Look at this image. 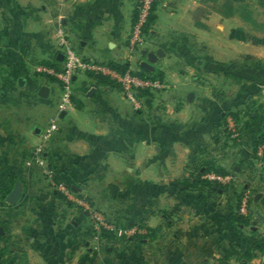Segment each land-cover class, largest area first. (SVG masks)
<instances>
[{
    "label": "crops",
    "instance_id": "obj_1",
    "mask_svg": "<svg viewBox=\"0 0 264 264\" xmlns=\"http://www.w3.org/2000/svg\"><path fill=\"white\" fill-rule=\"evenodd\" d=\"M226 1L156 0L145 44L131 54L127 38L135 0H0V158L20 172L16 183L22 185L16 204L4 200L0 205V264H89L97 256L95 238L86 236V215L54 203L47 185L20 160L31 157L57 115L60 85L39 75V68L61 69L60 27L80 57L126 63L132 72L143 71L142 51H161L152 73L161 74L164 87L141 95V108L134 111L116 87L78 74L72 98L80 106L73 105L62 118L59 114L58 131L45 145L47 164L49 154L68 165L81 187L75 192L90 189L119 228L127 218L131 229L140 221L139 233L155 229L159 235L176 228L170 242L178 256L175 264H196V257L208 264L211 258L192 242L210 240L221 226L225 246L256 244L260 231L255 226L220 224L231 212L225 192L180 195L175 186L199 157L234 171L241 169L234 163L256 162L252 142L264 120V21L243 1L226 14ZM243 8L253 22L243 18ZM41 87L48 88L47 98L39 96ZM248 102H254L260 118L240 130L244 119L236 123L226 114ZM226 132L235 138L232 147ZM185 215L193 221L183 231L178 228ZM178 233L191 243L180 244ZM6 246L10 255L2 252ZM186 249L191 252L184 255ZM251 253L250 260L236 258L230 264H264L263 246Z\"/></svg>",
    "mask_w": 264,
    "mask_h": 264
},
{
    "label": "rangeland",
    "instance_id": "obj_2",
    "mask_svg": "<svg viewBox=\"0 0 264 264\" xmlns=\"http://www.w3.org/2000/svg\"><path fill=\"white\" fill-rule=\"evenodd\" d=\"M241 1L253 5L255 7L254 9L255 17L260 21H264V0H241ZM39 75H43L45 78L50 77L45 73H41V72L39 73ZM19 112L22 113L24 111L21 108ZM227 135L225 137L229 138V136ZM233 139L235 138L230 137L227 140L228 145L231 147L234 144L231 141ZM215 147L218 148V144ZM216 152H219V150ZM30 153H32V150ZM253 158L254 160H256L255 164L252 163L248 166L241 163L238 164L234 163L236 168L238 166L241 167L240 170L237 168L234 171L232 167L224 169V171H226V174L232 175L235 179L233 182L229 184L230 186L229 185L225 186L227 188H225L226 195L224 201L227 198L226 201L231 211L234 210L236 213H238L241 197L245 193L249 195L247 214L244 217L245 218L250 217L248 218L249 226L250 225L255 226L260 231V234L256 238V242L264 243V167L262 166L261 162H259V159H257L254 156ZM29 159L30 157L27 159L26 157L21 156L20 160L23 164V167L31 168L32 170H34L36 176L47 185V194L50 196L52 200L53 199L56 200V202L54 203L57 204L60 203L65 207L66 206L74 207L75 210H77L81 214L86 215V221H85L86 229H87L86 236L90 238H95V241H93V245L95 246L97 252L96 253L97 256L95 257V259H92L91 263L89 264H175L176 263L174 261L176 260V256H177L176 249L175 246L171 245L170 243L172 239V234H174L176 228H174L175 230H172L170 232H165L164 234L157 235V237L151 241L149 238H147L148 237L147 232L141 230V232L139 233V225H138L140 222L139 220H137L136 224L132 226L134 228L131 229V227H129V225L127 224V222L131 219L129 218L124 219L121 222L122 224L118 225L121 227L119 228L117 227L118 222L117 221L115 222V219L112 218L111 214L96 204V199H95L96 196L93 192H91L90 189L83 188L84 191L77 194L75 192V188H72L71 190L68 188L70 190L71 198H66L57 190L58 184L54 183V181L52 180L53 177L52 170L48 168L51 171L49 178L47 177L46 174L42 173L41 169H38L35 166H27L26 163L27 161H29ZM1 160L2 158H0V185H1L0 205L4 203V198L7 194V190L10 187H12V184L15 181H17V179L20 180V177H18L17 175L18 173L20 174V172H18L19 170L17 171L18 173L16 174L15 173L16 170H13L11 168V165H9L8 163L4 165L1 163ZM19 164H16V166H18ZM45 165H48L47 162ZM5 167L7 168L5 169ZM59 195H62L63 199L65 200L59 198L60 197ZM256 195H260L259 197H263V199L260 200V198H258ZM255 197L258 198L256 201L253 200ZM68 203H71V205L69 206ZM51 204H53V202H51ZM60 211L58 212L60 213ZM94 212H96L100 217H102L100 219H102L104 223H111L110 225L113 226L114 229L108 230L103 226H101V224H99V220H97L93 216ZM58 215L60 216V214ZM132 221H135V219H133ZM191 221L193 220H191L190 218L188 219L185 215L181 219L180 228L178 229H182L183 231H185L186 226H188ZM97 223L99 224L98 228H95V225ZM185 223H187L188 225ZM210 229H212L215 232L217 228L216 227L214 228V226H212ZM101 230L111 232L114 236L113 240L106 241L105 239H101L99 236ZM221 231L222 230L220 229L219 232ZM178 235H179V239L182 238L180 244L183 245L186 243L187 245L191 243L189 242V239H187L186 234L178 233ZM223 235L224 234L219 236L222 237ZM136 236H142L143 237L142 241L137 242L135 240L136 238H134ZM129 238L132 239V241H130ZM10 241L12 242L14 241V238H12L11 236H10ZM204 242L205 239L198 237L197 240L192 243H194V247L198 248L202 246ZM187 251H188L187 249L184 251V255L187 254ZM188 252L190 253L191 250H189ZM214 254L215 256L211 258V261H209L208 264L216 263V259H218V253L214 252ZM171 257H173L174 259H170ZM261 259H263L264 261V255L261 257ZM195 263L202 264L203 261L202 259H198L196 257Z\"/></svg>",
    "mask_w": 264,
    "mask_h": 264
},
{
    "label": "built area",
    "instance_id": "obj_3",
    "mask_svg": "<svg viewBox=\"0 0 264 264\" xmlns=\"http://www.w3.org/2000/svg\"><path fill=\"white\" fill-rule=\"evenodd\" d=\"M155 0H136V18L132 23L130 32L127 38L128 50L131 54L139 53L146 41L144 34V27L151 14V8ZM57 46L62 55V66L60 71H55L52 68L40 67L39 71L45 73L50 77L57 79L60 85V98L57 106V115L50 122V124L42 131L40 138L41 142L34 147L31 153L27 166H35L42 170L50 178L51 171L48 169L46 161L43 157L45 145L50 138L58 131L59 114L67 112L73 107V78L80 73L101 75L117 85V89L130 104L134 111L141 108V95L142 92L161 90L164 85L160 79H152L150 77H140L134 75L129 68L124 72L119 73L115 69L110 68L107 64L96 63L89 59L80 57L71 46L66 33L60 27L57 30ZM264 167V164L261 163ZM204 180L221 186L229 185L234 181L232 175H220L215 173H208L202 177ZM57 190L66 198H71L70 190L66 185L60 183L57 185ZM249 202V195L245 193L240 200L238 214L245 216L247 214ZM93 216L99 220V224L104 228L110 230L114 229L111 223H104L102 217L96 212ZM98 223L95 228H98Z\"/></svg>",
    "mask_w": 264,
    "mask_h": 264
},
{
    "label": "trees",
    "instance_id": "obj_4",
    "mask_svg": "<svg viewBox=\"0 0 264 264\" xmlns=\"http://www.w3.org/2000/svg\"><path fill=\"white\" fill-rule=\"evenodd\" d=\"M136 1V0H135ZM241 0H227L226 1V14L232 13V5L233 3L240 2ZM155 2L154 1L152 8H151V14L148 17V21L144 27V34L147 33L149 27L153 23L154 20V9H155ZM136 7L137 5H134V10L132 13V23L135 21L136 18ZM242 15L243 18L248 21V22H253L251 20V12L248 11L247 9L243 8L242 10ZM107 65L110 68L115 69L117 72L122 73L124 72L127 68L128 65L126 63L123 64H118V63H107ZM60 71V70H56ZM134 75L140 76V77H150L152 79L158 78L161 80V74L159 73H147L144 71L141 72H134ZM89 76L96 82L98 85H111L113 87L117 88V85L113 83L112 81L108 80L107 78L101 76V75H93L89 74ZM50 81L53 82H58L56 78L54 77H47ZM146 94V92H142V95ZM72 103L76 108H79V104L72 98ZM254 102H248L243 105L242 110L240 111H234V112H229L226 114V116H230L232 120H234L236 123L240 122L241 119H244L242 121V127L240 130H245L250 128V122H255L260 118L259 112L257 110H254ZM224 117L222 119H225ZM229 136V135H227ZM217 137V136H216ZM264 145V120L258 125L257 129L254 132V137H253V142H252V152L253 156L259 159V162L264 164V148L262 150L261 156L257 157L256 152L258 148L262 147ZM46 159L48 160V168H50L53 172V177L52 180L56 184L63 183L66 185L70 190L72 188H79L80 186L75 182V180L72 178V176L69 173V167L68 165H65L61 160L58 159H52L51 156L48 154ZM208 173H215V174H220V175H226V171L222 169L221 167L217 166L215 162L212 159L209 158H196L194 160L193 164V171L189 174V176L182 178L181 180L177 181L175 184L176 186V191L180 195H200L203 192L207 193H213L214 195L218 194L219 190L221 192H225V186H221L218 184H212L206 180H204L202 177ZM16 181L12 184V187H10L7 190V194L10 193V191L13 189ZM1 186V185H0ZM59 198L63 199L62 195H59ZM5 200V198H4ZM65 200V199H63ZM70 206L71 203H68ZM220 224H227L232 227L238 228L239 226H248L249 225V220L245 218L244 216L237 214L234 210H232L230 213H228V216L226 219H221ZM219 224V226H221ZM1 225V222H0ZM222 230V226L220 227ZM148 237L151 240H154L157 235L158 231L155 229H147ZM222 231L218 233H214L213 236L211 237L210 240H206L203 245L200 248V254L204 256L207 259L212 258V255L214 252L218 253V259H216L215 264H230L231 260H234L236 258L240 259H245V260H250L252 258V251L257 250L261 251L262 246L264 247V243H257L252 245L253 247H241L240 244L234 243L232 241L228 246H225L222 243ZM99 236L101 239H105L106 241H112L114 236L111 232L101 230L99 233ZM135 240L137 242L142 241V236H136ZM0 239H3L2 236H0ZM130 241L132 239L129 238ZM7 243V241H6ZM5 255H10L11 251L9 249V246H6V248L2 251ZM8 260L4 261L7 262Z\"/></svg>",
    "mask_w": 264,
    "mask_h": 264
},
{
    "label": "water",
    "instance_id": "obj_5",
    "mask_svg": "<svg viewBox=\"0 0 264 264\" xmlns=\"http://www.w3.org/2000/svg\"><path fill=\"white\" fill-rule=\"evenodd\" d=\"M141 54L143 56L146 55V60L140 62L139 67L147 73H152L154 71L153 65L156 64L158 59L163 56L161 51H157L156 53H146V51H142ZM60 59L62 60V57H60ZM39 96L41 98H47L48 88L47 87H41L40 91H39ZM64 114L65 113H61L60 117L62 118L64 116ZM21 192H22L21 183H16L14 185L13 189L10 191V193L5 198V202L8 203L9 205L16 204L17 201L19 200L20 196H21ZM110 193L114 196L115 189L112 188L110 190ZM40 198L44 199L45 195L41 194ZM2 234H3V231H2V228L0 227V235H2Z\"/></svg>",
    "mask_w": 264,
    "mask_h": 264
}]
</instances>
